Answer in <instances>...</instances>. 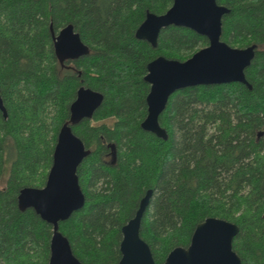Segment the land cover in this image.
Wrapping results in <instances>:
<instances>
[{"label": "trees", "instance_id": "16d2710c", "mask_svg": "<svg viewBox=\"0 0 264 264\" xmlns=\"http://www.w3.org/2000/svg\"><path fill=\"white\" fill-rule=\"evenodd\" d=\"M230 9L221 39L256 44L245 76L173 93L159 116L168 139L144 131L146 65L185 60L208 44L185 27L161 30L157 46L135 38L146 11L172 0H0V264H48L52 226L20 210L23 187L44 186L60 126L80 85L103 94L91 119L72 126L89 154L77 168L84 206L59 223L82 264H117L121 227L152 190L140 236L155 264L187 247L207 217L238 225L241 264H264V0H216ZM72 24L89 53L63 60L53 49ZM114 146V156L108 145ZM113 162V163H112Z\"/></svg>", "mask_w": 264, "mask_h": 264}, {"label": "water", "instance_id": "95a60500", "mask_svg": "<svg viewBox=\"0 0 264 264\" xmlns=\"http://www.w3.org/2000/svg\"><path fill=\"white\" fill-rule=\"evenodd\" d=\"M230 9L216 0H172V5L162 14L146 11L145 18L135 30V38L157 46L162 29L171 25L185 27L207 38L208 44L185 60L157 56L147 63L144 80L149 84L146 96L147 113L140 126L158 138L168 139L159 123L169 97L176 91L198 85L242 83L251 89L245 76L256 51V44L243 48L232 47L221 39L222 17ZM53 49L60 60H74L89 53L72 24L62 27L56 34L50 24ZM103 94L92 88L80 86L69 107V122L60 128L52 154V165L43 187H23L17 195L20 210L32 209L42 220L52 226L48 264H82L74 255L69 240L60 232L59 223L81 209L85 196L80 187L77 168L89 154L71 125L90 118L103 101ZM0 110L7 112L0 95ZM152 190L140 199L138 208L121 227L119 243L120 260L117 264H155L149 245L140 236L144 212ZM237 224L218 217H207L199 222L187 247H175L163 264H241L232 249L238 233Z\"/></svg>", "mask_w": 264, "mask_h": 264}, {"label": "flooded vegetation", "instance_id": "af4514ba", "mask_svg": "<svg viewBox=\"0 0 264 264\" xmlns=\"http://www.w3.org/2000/svg\"><path fill=\"white\" fill-rule=\"evenodd\" d=\"M57 33H58V32H56V34H57ZM63 60L71 61V60H68V59H63ZM63 60H60V61L62 62ZM74 60H76V59H74ZM80 86H84V85H80ZM80 86H79V87H80ZM79 87H78V88H79ZM85 87H86V86H85ZM78 88H77V90H78ZM77 90H76V93H77ZM76 93H75V98H76ZM174 93H175V92H174ZM0 95H1V94H0ZM1 98H2V97H1ZM75 98H74V100H75ZM169 98H170V97H169ZM74 100H73V101H74ZM168 100H169V99H168ZM2 101H3V100H2ZM73 101H72V102H73ZM72 102H71V103H72ZM71 103H70V104H71ZM3 105H4V104H3ZM166 106H167V105H166ZM69 107H70V105H69ZM0 111H1V110H0ZM1 112H2V111H1ZM93 114H94V113H93ZM2 115H3V114H2ZM92 116H93V115H92ZM92 116H91V117H92ZM3 117H4V116H3ZM91 117H90V118H84V119H91ZM4 118H5V117H4ZM6 118H7V117H6ZM84 119H82L81 121H83ZM81 121H80V122H81ZM67 122H69V117H68V120H67L65 123H67ZM80 122H79V123H80ZM65 123H63V124H65ZM79 123H77V124H79ZM63 124H62V125H63ZM77 124H75V125H77ZM62 125L60 126V128L62 127ZM69 125L71 126V129H72V126H74V125H71L70 123H69ZM60 128H59V130H60ZM59 130H58V132H59ZM72 132H73V129H72ZM73 133H74V132H73ZM74 134H75V133H74ZM57 135H58V133H57ZM75 135H76V134H75ZM76 136H77V135H76ZM108 146L110 147L109 149L111 150L110 153L112 154V156H114V154H115V153H114V151H115V150H114V146H113V145H110V144H109ZM86 149H87V148H86ZM112 163H113V162H112ZM76 173H77V172H76ZM45 182H46V181H45ZM44 185H45V184H44ZM42 187H43V186H42ZM148 190H150V189H148ZM148 190H147V191H148ZM147 191H146V192H147ZM146 192H145V194H146ZM145 194H144V195H145ZM151 194H152V192H151ZM150 197H151V195H150ZM149 201H150V198H149ZM139 202H140V201H139ZM138 205H139V204H138ZM235 236H236V235H235ZM234 252H235V251H234ZM235 253H236V252H235ZM236 254H237V253H236ZM238 257H239V256H238ZM239 258H240V257H239Z\"/></svg>", "mask_w": 264, "mask_h": 264}, {"label": "rangeland", "instance_id": "374dc122", "mask_svg": "<svg viewBox=\"0 0 264 264\" xmlns=\"http://www.w3.org/2000/svg\"><path fill=\"white\" fill-rule=\"evenodd\" d=\"M3 185H4V180H1L0 187H2Z\"/></svg>", "mask_w": 264, "mask_h": 264}]
</instances>
